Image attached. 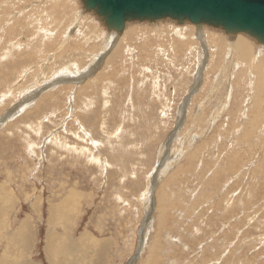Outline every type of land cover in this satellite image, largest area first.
Returning <instances> with one entry per match:
<instances>
[{"label":"rangeland","instance_id":"1","mask_svg":"<svg viewBox=\"0 0 264 264\" xmlns=\"http://www.w3.org/2000/svg\"><path fill=\"white\" fill-rule=\"evenodd\" d=\"M73 1L0 0V264H264V47Z\"/></svg>","mask_w":264,"mask_h":264},{"label":"water","instance_id":"2","mask_svg":"<svg viewBox=\"0 0 264 264\" xmlns=\"http://www.w3.org/2000/svg\"><path fill=\"white\" fill-rule=\"evenodd\" d=\"M109 30L120 33L127 22L174 20L208 25L226 34L243 33L264 45V0H81ZM201 73V72H200ZM199 73V77H200ZM199 78H197L198 80Z\"/></svg>","mask_w":264,"mask_h":264},{"label":"crops","instance_id":"3","mask_svg":"<svg viewBox=\"0 0 264 264\" xmlns=\"http://www.w3.org/2000/svg\"><path fill=\"white\" fill-rule=\"evenodd\" d=\"M206 40V39H205ZM212 40V39H211ZM212 43V42H211ZM219 53H220V50L219 49H217L216 47H215V49L213 50V51H211L210 52V57H214V60H209V59H207L206 58V63H207V66H206V68H205V71H204V74H203V80L205 81L206 80V73L208 72V71H210L211 70V67H213V74H212V77H211V75L209 74V72H208V80H212V81H215V82H219V81H225V82H227V81H229V79L228 78H222L221 77V71H219V68H220V65H221V62H220V60H219V58H221L220 56H219ZM226 57V54L224 55V58ZM216 59H217V61H216ZM230 59V58H229ZM228 59V60H229ZM235 64L233 63V71L234 70H238V69H235ZM242 67H245L244 65L242 66ZM246 68H248V67H246ZM248 69H250V68H248ZM239 71V70H238ZM241 71V70H240ZM245 71V70H244ZM247 72V74H248V71H246ZM248 77V76H247ZM235 78V77H234ZM235 79H238V78H235ZM231 80H233V79H231ZM261 93L264 95V88L262 89V91H261ZM258 94H259V92H258V90H254V96H255V102H257L258 101ZM233 99V98H232ZM232 102H233V100H232ZM238 115L240 116L241 114H240V112L238 113ZM240 122V121H239ZM245 123H246V121L245 122H243V123H240V125L241 126H244L245 125ZM246 126L249 128V130H253V124H251V123H246ZM246 126H244V127H246ZM244 129V128H243Z\"/></svg>","mask_w":264,"mask_h":264},{"label":"bare ground","instance_id":"4","mask_svg":"<svg viewBox=\"0 0 264 264\" xmlns=\"http://www.w3.org/2000/svg\"><path fill=\"white\" fill-rule=\"evenodd\" d=\"M44 1L47 2V1H49V0H44ZM54 1H55V0H53V1L50 0V2H51V4H52V7L54 6L53 3H55V7H57L56 5H59V3L54 2ZM50 2H49V3H50ZM79 2L81 3V0H79ZM63 3H64V2H63ZM42 4H44V3L42 2ZM72 4L74 5V7H75L76 9H80V7L77 6V3H75L73 0H72ZM80 6H81V5H80ZM55 7H54V8H55ZM61 8L63 9L62 6H61ZM81 9H83L82 6H81ZM63 10H64V9H63ZM57 15H58V13H57ZM55 16H56V15H55ZM46 19H47V18H46ZM41 21H42V20H41ZM39 25H40V22H39ZM202 26H203V25H201L200 27L202 28ZM205 26H208V25H204V27H205ZM40 27H42V26H40ZM40 27H38V28H40ZM41 29H42V28H41ZM38 30H39V29H38ZM38 30H37V31H38ZM106 30H107V29H106ZM107 31H108V30H107ZM109 31H110V30H109ZM203 31H204V34H205L206 31H205L204 29H203ZM38 32H39V31H38ZM41 32H43V31H41ZM41 32H40V33H41ZM47 33H48V32H47ZM113 33H114V35H113ZM41 34H42V33H41ZM43 34H44V33H43ZM49 34H50V33H49ZM111 34H112L113 36H111ZM115 34H116V32H114L113 30H111V32L108 33V35H110V37L108 36V37H109L108 39L110 40V42L112 41L111 39H113V38L115 37ZM206 34H207V33H206ZM216 35H217V34H216ZM216 35L214 36L215 38H216ZM229 35H231V34H227V36H229ZM234 35H235V34H234ZM44 36H45V35H44ZM47 36H48V35H47ZM218 36H219V34H218ZM211 37H212V36H211ZM94 38H95V37H94ZM240 38L242 39V41H243V42L245 43V45L247 46L248 41H247L246 39L242 38V37H240ZM229 40H230V37H229ZM232 40H233V39H232ZM107 41H108V40H107ZM211 41H212V40H211ZM214 41H215V40H214ZM218 41H219V40H218ZM235 41H236V39H235ZM235 41H234V42H235ZM254 41H255V40H254ZM108 42H109V41H108ZM108 42H106V43H108ZM102 43H103V42H102ZM113 43H114V42H113ZM182 43H183V42H182ZM182 43H181V44H182ZM215 43H216V41H215ZM227 43L229 44L230 42H227ZM252 43L254 44V42H252ZM181 44H180V45H181ZM106 45H110V43H109V44H106ZM106 45L104 46V48L106 47ZM117 45H118V44H117ZM180 45H179V46H180ZM232 45H233V44H232ZM261 46L264 47V45H262V44H261ZM106 48H107V47H106ZM239 51H240V50H239ZM249 51H250V50H249ZM243 54H245V53H243ZM252 56H253V55H252ZM244 59H245V58H244ZM246 59H247V58H246ZM251 59H252V58H251ZM247 62H248V61H247ZM90 72H91V71H90ZM90 72H89V73H90ZM83 74H84V73H83ZM83 74L81 73L79 76H82ZM86 74H88V73H86ZM84 75H85V74H84ZM84 75H83V76H84ZM75 78H76V77H75ZM60 80L62 81V80H66V79H64V78H63V79H62V78H61V79H60V78H57V80H54V81H60ZM69 80H70V79H69ZM53 83H55V82H53ZM70 85H71V84H70ZM41 90H42V89H41ZM4 95H5V94H4ZM34 95H35V94H34ZM29 96H33V95L30 94ZM29 98H30V97H29ZM32 98H34V96H33ZM32 98H31V99H32ZM0 99H1V98H0ZM27 99H28V98H27ZM23 100H24V98H23ZM41 101H42V100H41ZM69 102H70V101H69ZM22 105H23V104H22ZM22 105H19L18 107H20V106H22ZM69 106H70V105H69ZM69 109H71V108H69ZM71 112H72V111H71ZM7 116H8V115L4 116L3 118H5V117H7ZM54 141H55V140H54ZM61 143H62V142H61ZM108 166H109V165H108ZM149 220H150V219H149ZM148 222H149V221H148ZM71 239H72V238H71ZM32 241H33V240H32ZM27 243H28V242H27ZM46 250H47V249H46ZM48 263H49V262H48Z\"/></svg>","mask_w":264,"mask_h":264}]
</instances>
